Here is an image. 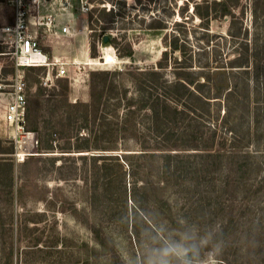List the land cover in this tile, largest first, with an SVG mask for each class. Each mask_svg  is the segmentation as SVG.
Returning a JSON list of instances; mask_svg holds the SVG:
<instances>
[{"label":"rangeland","instance_id":"374dc122","mask_svg":"<svg viewBox=\"0 0 264 264\" xmlns=\"http://www.w3.org/2000/svg\"><path fill=\"white\" fill-rule=\"evenodd\" d=\"M194 2L203 0H47L43 16L55 13L60 22L66 20L68 12L74 14V20H69L74 37H58L52 49L40 29L41 48L50 56L51 49L61 55L69 74L77 75L78 81L61 95L56 82L67 79L57 77L56 69H51L50 87H46L42 100H37L41 105L37 108L42 107L40 113L43 110L44 114L40 120L43 141L38 142L33 155L38 157L35 162H27L26 157L20 163L13 156L7 159L13 166V192L0 178V264H144L151 248L159 247L164 239L180 240L185 233L194 237L190 242L199 243L209 237L200 246V259L207 264H264V13L253 24V0H241L234 9L236 27H242L241 33L247 30L248 36L233 38L230 18L212 17L206 25L195 16ZM100 3H104L106 12L114 8L113 16L99 12L103 7ZM89 17L111 24L95 33L89 27ZM13 21L12 0H0V29ZM80 29L85 30L86 37H81ZM105 36L116 39L119 46L103 43ZM173 37L180 38L183 53L171 52L169 40ZM82 38L88 46L85 55ZM255 39L258 63L246 65L248 85H243L241 92L248 100L243 101V109L231 101L227 121L225 106L218 113L215 107L198 119L205 138L214 134L210 158L202 160L200 156L208 153L202 147V151L184 149L178 135L171 142L157 140L160 147L155 150L157 147L149 141L153 136L147 133L148 113L138 110V94L129 74L150 68L159 70L157 63L164 52L168 54V67L163 71L170 81L176 58L185 57L191 70L204 69L207 64L215 68L227 66L243 49V41ZM10 41L0 33L3 85L11 77ZM128 47L133 51L130 57L122 53ZM107 56H112L114 64L102 63ZM100 71L111 73L117 86L109 95L107 107H101L98 115L90 113L96 116L95 124L93 118H81L84 110L79 107L78 118L68 126L69 136L87 139L91 149L64 153L61 148L67 143L60 139L55 121H49V107L54 103L57 117L62 111L56 107L63 96L71 104H88L90 74ZM21 74L28 101L36 90L35 80L45 88L42 79L47 70L27 68ZM2 90L0 139L13 142V126L4 120L9 89ZM124 90L131 101L121 99ZM51 93L58 96L46 100ZM128 105L130 112L135 110L132 117L137 122V133H124H135L139 138L144 132L141 141H149L150 149L156 151L153 161L149 155L144 157L136 138L119 136L117 129ZM103 118L106 121L101 123ZM171 127L173 131L176 128L173 124ZM177 131L184 132L182 125L178 124ZM91 132L97 133L95 139ZM71 144L75 146L74 138ZM47 145L51 148L45 150ZM41 148L44 151L38 153ZM165 156L172 157L170 163ZM88 225L99 229L102 244Z\"/></svg>","mask_w":264,"mask_h":264},{"label":"trees","instance_id":"16d2710c","mask_svg":"<svg viewBox=\"0 0 264 264\" xmlns=\"http://www.w3.org/2000/svg\"><path fill=\"white\" fill-rule=\"evenodd\" d=\"M240 2L241 0H203V2L193 3V11H195V16L205 22L206 25L208 24L209 19L212 17L216 19L230 18L231 22L229 27L231 29V37L239 38L241 35L247 37V30H244L243 33H241L242 27H236V21L238 18L234 15V9L240 6ZM100 4H103V7L99 12H105L108 16H113L114 8H110L109 11L106 12V6L104 3ZM252 5L253 8L251 11V19L253 24H256L258 18L260 17V13H264V0H253ZM92 19L93 18L89 17V27H91L92 31L95 33L99 30L104 31L107 28V25L109 23L111 24V21H106L103 18H101L103 20H100L99 18H96L95 20ZM179 41L180 38L178 37H173L169 40V48L172 53H183L185 50L184 45L180 46ZM108 43L115 47L119 46L117 40L114 38L109 39ZM252 43H254L253 46H250ZM256 43V39L254 42L243 41V49H240V52L237 54L236 58L229 61L227 66L222 64V67L219 68L211 67L210 64H207L204 69L191 70V65L186 64L187 61L185 57L183 59L176 58L173 60L174 68L172 81L166 79L164 75L165 72L163 71L168 67L167 52L162 54L160 61L157 63V68L159 70L150 68L148 70H136L135 74H129L138 94L136 100V103H138L137 106H139L138 110H145L146 113H148V116L145 114L149 119V128L147 133H150L153 136L152 140L149 141L150 143H153L155 147H157L155 150H158L160 147L158 141H161L162 143H166V141L171 142V140H173V136L178 135L177 138L180 141H184L182 142L184 149L199 150L202 147L201 149H203L204 153L208 152L207 155L200 156L202 160L211 156L209 153H211L210 150L214 141V134L212 133L209 138H205V135L202 131V124L198 119L210 114V112L215 109V107H217L216 112L218 113L219 109L224 108L225 106L227 111L225 120L227 121L228 114H230V110L232 109L230 105L231 101L235 102L243 109V101L245 103L248 100L241 92L243 85L244 88H246L248 85L247 76L249 74V70L248 66L246 65H248L250 62L258 63V59L255 58V54L258 51L254 53L257 50ZM122 51L123 55L129 57L133 52L130 47L125 50L123 49ZM249 52H251V54H249ZM92 56H95L94 52L92 53ZM189 62H191V60H189ZM257 68L258 67H256V69ZM229 69H231V72ZM227 70H229L228 73L226 72ZM3 71L5 72L7 70L4 69ZM257 71H259V69H257ZM9 72L10 75L14 74V67H12ZM110 75L111 73L104 71L93 72L90 74V101L88 104H82L79 102L71 104L66 101V96H63L59 101V107L58 105L56 107V109L58 108V111H62L61 114H57V117L59 118L56 117L54 103H52L49 107V111L51 112L49 121L52 123L55 121L54 126L59 127L58 131L60 132V139H63L65 143H67L64 148H61L62 152H71L70 150L72 149H75L74 151H89L91 149L87 139L80 141V138L76 136H69L68 126L71 124L72 120L78 118L76 114L79 107L83 108L84 110V114L81 115V118L85 119V121L88 120L87 118H93V122L95 124L96 116H89L90 113H96L98 115L101 107L105 106L106 108L109 95H112L117 87L114 84V77H111ZM257 78L258 76L256 73V81ZM34 83L37 86L35 92L30 94V99L27 101L25 127L28 131L35 132L37 137H39L38 142L42 143L43 130L40 126V120L42 121L44 114L43 110L40 113L42 107L40 110H38L37 105H39V103L37 100H42L48 90L46 87L43 88L40 86V81L35 80ZM56 83L61 89V95L65 94V92L69 90V83L67 80H58ZM126 92L127 91L124 90V96L121 99L127 97ZM57 96L58 93L48 94L46 100H51ZM232 96L236 97L231 99ZM126 100L131 101V99L128 98H126ZM117 104H119L118 100ZM128 109L129 110L126 112L127 114L123 120H121L123 123L120 122V128L117 129L120 138H136L139 141L138 143L141 145L142 150L145 152L144 157H148L149 155V157L152 158V161L155 160L156 151L150 149L149 141H141V137L145 138L144 132H140L139 138L135 135V133H137L135 130L137 129V122L132 117L135 110L130 112L132 109L130 105H128ZM104 120L106 121V119L103 118L101 123H103ZM172 124L176 127L174 131L170 130L172 128ZM178 124L182 125L184 130L183 133H178ZM126 126L133 129H127ZM126 131L128 133L132 131L135 133L132 136L130 134L124 133ZM92 133L95 139L97 137V133L95 134L94 132H91V135ZM98 133H100V131ZM104 135L105 133L101 131V136ZM73 138L76 143L74 147L71 144V140ZM195 139L199 140L200 142H193ZM234 144L235 143L232 145ZM45 147V150H48L51 148V145H47ZM42 151H44L43 148H41L38 153H41ZM13 153V142L0 139V178L9 192H13V166L11 161L7 159L11 158ZM36 157L38 156H28L27 162H35L37 159ZM176 157L178 156H174L173 158ZM165 158L167 163H170L172 160V157L170 156H165ZM24 163H26V161ZM194 169H196V167ZM88 227L93 232L97 242L102 244L103 240L99 233V229L90 225H88Z\"/></svg>","mask_w":264,"mask_h":264},{"label":"built area","instance_id":"2783aa9c","mask_svg":"<svg viewBox=\"0 0 264 264\" xmlns=\"http://www.w3.org/2000/svg\"><path fill=\"white\" fill-rule=\"evenodd\" d=\"M12 3L14 5V21L11 25L2 27L0 33L11 38L10 44L13 45L12 67H14L15 72L9 78V83L0 84V95L3 94V88L9 89L6 93L9 96V102L5 107L4 120L13 126L15 132L13 136V158L20 163L26 157L36 154L38 148L37 134L26 130L25 127L26 81L21 74L22 70L46 68L47 74L42 79V85L45 87H50L49 81L52 77L51 69L53 68L57 71V77H65L68 80L69 86L77 83L78 79L77 75L69 74L67 62L50 58L41 48L39 30H44L48 35H51L58 28L55 13L49 12L44 16L41 14L47 0H12ZM58 30L63 37H74L73 30L68 24L60 26ZM109 57L102 58L104 65L114 64V60ZM71 64L75 68V62ZM23 138L25 141H22Z\"/></svg>","mask_w":264,"mask_h":264},{"label":"clouds","instance_id":"9594fccd","mask_svg":"<svg viewBox=\"0 0 264 264\" xmlns=\"http://www.w3.org/2000/svg\"><path fill=\"white\" fill-rule=\"evenodd\" d=\"M209 237L205 236L199 243L194 237L185 233L180 240L164 239L159 247L151 248L144 264H207L200 259V246L206 244ZM213 256L216 255L214 251Z\"/></svg>","mask_w":264,"mask_h":264},{"label":"crops","instance_id":"0c3cea01","mask_svg":"<svg viewBox=\"0 0 264 264\" xmlns=\"http://www.w3.org/2000/svg\"><path fill=\"white\" fill-rule=\"evenodd\" d=\"M67 18H66V20H67V22H66V20L65 19H62V20H60V22H59V20H58V29H59V27L60 26H63V25H69L70 26V28H71V25H70V22H69V20L71 21V20H74V14L72 13V12H68L67 13ZM85 24H84V26H83V28L84 29H86V24H87V21L85 20ZM60 23V24H59ZM72 29V28H71ZM41 31V30H40ZM44 31V30H43ZM79 33H80V35H81V37H83V35H84V37H86L87 36V34H86V32H85V30H83V29H80V31H79ZM60 36H62L61 34H60V32L59 31H53L52 33H51V35H48L45 31H44V35H43V38L45 39V40H47V42H48V44H49V46L53 49V47H54V44H55V41H57V38L58 37H60ZM86 39V38H85ZM82 41H83V48H84V45H85V51L83 52L84 53V55H85V53H87V45H86V43L84 42V38H82ZM52 49H51V56L50 55H48L50 58H56V59H59V60H63V58H61V55H59V54H57L56 52H55V50H53L52 51ZM78 99V98H77ZM83 101H85V100H83Z\"/></svg>","mask_w":264,"mask_h":264},{"label":"water","instance_id":"95a60500","mask_svg":"<svg viewBox=\"0 0 264 264\" xmlns=\"http://www.w3.org/2000/svg\"><path fill=\"white\" fill-rule=\"evenodd\" d=\"M107 42H108V37H107V36H105V37H104V39H103V43H105V44H106Z\"/></svg>","mask_w":264,"mask_h":264},{"label":"bare ground","instance_id":"6f19581e","mask_svg":"<svg viewBox=\"0 0 264 264\" xmlns=\"http://www.w3.org/2000/svg\"><path fill=\"white\" fill-rule=\"evenodd\" d=\"M111 57H112V56H110L109 58H110L111 60H113ZM24 139H25V138H23L22 141H25Z\"/></svg>","mask_w":264,"mask_h":264}]
</instances>
